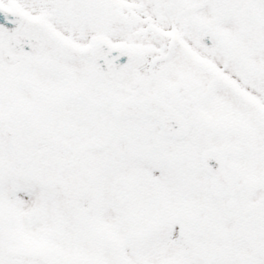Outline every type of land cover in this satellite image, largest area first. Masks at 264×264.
Here are the masks:
<instances>
[{
	"label": "snow or ice",
	"instance_id": "1",
	"mask_svg": "<svg viewBox=\"0 0 264 264\" xmlns=\"http://www.w3.org/2000/svg\"><path fill=\"white\" fill-rule=\"evenodd\" d=\"M0 264H264V0H0Z\"/></svg>",
	"mask_w": 264,
	"mask_h": 264
}]
</instances>
